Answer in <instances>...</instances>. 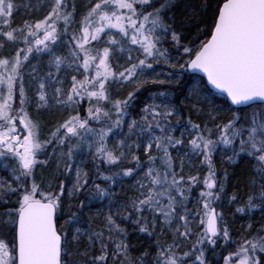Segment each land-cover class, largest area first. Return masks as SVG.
Listing matches in <instances>:
<instances>
[{"label": "snow or ice", "instance_id": "1", "mask_svg": "<svg viewBox=\"0 0 264 264\" xmlns=\"http://www.w3.org/2000/svg\"><path fill=\"white\" fill-rule=\"evenodd\" d=\"M0 264H264V0H0Z\"/></svg>", "mask_w": 264, "mask_h": 264}, {"label": "trees", "instance_id": "2", "mask_svg": "<svg viewBox=\"0 0 264 264\" xmlns=\"http://www.w3.org/2000/svg\"><path fill=\"white\" fill-rule=\"evenodd\" d=\"M16 22H17V23L20 22V17H19V16L16 17ZM47 131H48V129L45 128V130H44V134H45V135L47 134ZM217 165L219 166V158H218V157H217ZM242 223H244V221H240V222H237V223L235 224L234 228L232 229L233 233H235L236 230H238V229L240 228V226H241Z\"/></svg>", "mask_w": 264, "mask_h": 264}]
</instances>
